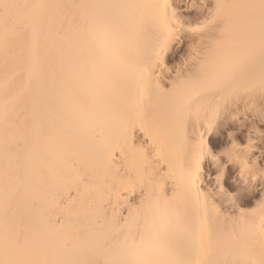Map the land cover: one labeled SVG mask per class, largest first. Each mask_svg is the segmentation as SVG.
Listing matches in <instances>:
<instances>
[{
  "label": "snow or ice",
  "instance_id": "1",
  "mask_svg": "<svg viewBox=\"0 0 264 264\" xmlns=\"http://www.w3.org/2000/svg\"><path fill=\"white\" fill-rule=\"evenodd\" d=\"M79 9L73 15L74 28L69 39L63 26L53 29L52 10ZM238 29V30H237ZM173 37L187 40L189 54L177 71V78L169 80L171 87L164 88L169 95L173 122L186 131L193 123L202 127L199 113L205 101L214 102L212 116L218 119L227 112L232 103L245 104L252 111L253 122L264 141V0H134L130 3L48 4L42 0L6 2L0 0V54L4 56L5 75L0 81V97H3L4 140L0 151L5 158L14 155L16 180L26 175V156L31 143L49 137L51 123L48 114L57 109L50 102L41 103L31 96L33 82L50 86V91L68 88L73 97L82 103L90 98L95 111L103 102L107 89L129 77L144 83L151 81V63L157 50ZM30 42L28 58L17 54L21 41ZM43 41V44H42ZM10 64L15 69L9 75ZM187 69V71H185ZM74 87H70L71 84ZM87 95L81 96L82 90ZM30 104L32 116L24 113L22 106ZM15 124L9 129L7 121ZM127 133L135 124L125 123ZM140 130L151 141L154 155L143 145L131 146V159L125 162L133 194L139 187V200L128 203L127 215L105 208L103 194L97 210V231L88 237V249L94 259L75 258L76 250L71 241H65L67 254L58 253L23 230L5 227L0 233V264H264V242L260 257L253 254L251 237L255 225L250 217L255 213L241 209L239 216H224L223 229L216 239L228 242L229 255L212 258V235L209 232L207 246L197 245V224L190 212L189 197L195 193L197 204H202L205 215L199 231L208 220L212 208L219 218L225 204L232 208L247 196L257 181L264 193V167L258 175L238 155L225 149L216 151L211 140L205 141L204 133L195 147L198 155L195 162L189 153H179V165L173 167L165 151L175 155L170 140L159 128L146 126L140 121ZM212 131V120L208 121ZM231 136V133H229ZM190 138L185 135V140ZM125 157L123 149L120 153ZM239 163V175L235 186L228 184L225 169L219 165ZM211 161L216 166L213 180L209 174L207 187L200 184L201 161ZM168 165L166 178L172 181V194L164 186L153 185L148 175L150 166L163 171ZM10 173L5 172L6 184ZM117 180L122 179L117 172ZM86 174H79L81 184H86ZM19 183L17 184V190ZM113 190L119 197L116 182L108 185L106 193ZM4 207L7 212L10 202L8 189L4 190ZM110 202V200H109ZM219 205V207H217ZM261 213L260 235L264 241V197L258 202ZM245 223H241V222ZM57 224L63 222L57 219Z\"/></svg>",
  "mask_w": 264,
  "mask_h": 264
},
{
  "label": "bare ground",
  "instance_id": "2",
  "mask_svg": "<svg viewBox=\"0 0 264 264\" xmlns=\"http://www.w3.org/2000/svg\"><path fill=\"white\" fill-rule=\"evenodd\" d=\"M6 2H24V0H6ZM48 4H91V3H130L134 0H42ZM180 3L181 0H175ZM79 9H54L52 10L53 29L63 26L69 39L72 38L74 28L70 21L73 15H79ZM238 30V29H237ZM43 44V41H42ZM30 42L21 41L16 49L18 55L27 60ZM189 54L187 40L181 41L176 37L167 41L157 50V55L151 63V81L144 83L137 78L129 77L104 93L103 102L98 103L95 111L92 110L94 102L90 98L87 103H82L79 97H73L68 88L49 90L50 86L33 82L30 95L41 103L50 102L56 111L48 114L51 123L49 137L46 140H37L31 143L26 156V175L18 182L15 177L16 158L9 155L5 158L0 151V233L5 227L13 230H23L34 239L40 240L58 253L67 254L63 248L64 242L71 241L72 248L76 250L75 258L94 259L88 249V237L97 231L95 217L100 206L101 194L105 200V208L109 215L113 212L127 215L128 203L139 200V187L133 194L126 191L131 187L129 176L126 175L125 162L131 159V146L146 149L154 155L151 141L140 130L141 119L146 126L159 128L162 135L171 142L175 155L165 151V156L171 160L173 167L179 165V153H189V158L195 162L198 151L195 147L201 132L205 141L211 140L216 145V151L225 149L238 155L258 175L264 167V141L258 131H250L259 125L253 122L252 111L245 109V104L232 103L227 112H221L218 119L212 116V104L205 101L201 108L199 118L202 127L193 123L185 129L177 127L173 122L172 109L169 95L164 88L171 87L169 80L177 78V71L184 58ZM15 69L14 64L8 66L9 75ZM187 71V69L185 70ZM5 75L4 56L0 54V81ZM71 84L70 87H74ZM81 96L87 95V90L81 91ZM26 108L25 116L31 118L30 104ZM3 97H0V144L4 140L5 121L3 119ZM212 120V131H208V121ZM125 123L135 124L128 133V143H125ZM12 130L15 121H7ZM231 133V136H229ZM185 135L189 140H185ZM123 149L125 157L120 153ZM220 164L228 176V184L235 186L239 175V163H228L227 157ZM202 173L199 183L207 187L209 174L215 177L216 166L208 160L201 161ZM8 171L10 180L6 184L4 174ZM168 165L164 164L163 171L155 170L150 166L148 175L152 177L153 185L164 186L168 195L172 194V181L166 178ZM117 172L122 179L117 180ZM79 174H86V184H81ZM116 182L119 197L113 190L111 196L106 193V188ZM19 189L17 190V184ZM256 187L245 196L235 209L225 204L221 209L222 215L218 218L212 208L208 209V220L203 225L204 230L199 231L205 209L202 204H197L195 193L189 197L190 212L194 215L197 224V245L207 246L209 232L212 235V258H222L229 255L231 246L228 242L217 241L216 237L223 229L224 216H239L241 209L252 213L250 221L254 223L255 230L251 237L253 254L260 257L262 239L259 224L261 213L258 202L264 193L260 192L257 181H251ZM8 189L7 199L10 206L5 211L4 190ZM110 200V202H109ZM219 207V205H217ZM57 219L62 224H57ZM245 223V222H241Z\"/></svg>",
  "mask_w": 264,
  "mask_h": 264
}]
</instances>
